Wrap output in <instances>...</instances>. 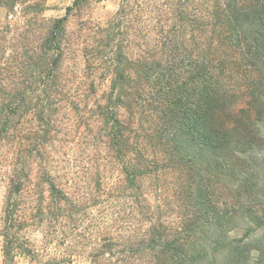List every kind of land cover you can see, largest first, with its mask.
I'll use <instances>...</instances> for the list:
<instances>
[{
    "label": "trees",
    "instance_id": "trees-1",
    "mask_svg": "<svg viewBox=\"0 0 264 264\" xmlns=\"http://www.w3.org/2000/svg\"><path fill=\"white\" fill-rule=\"evenodd\" d=\"M47 1L0 0V152L11 169L1 264H264V0H121L106 23L81 18L92 0L60 18L44 16ZM73 44L89 84L65 72ZM80 125L119 164L114 188L59 174L53 153ZM170 173L192 178L176 222L142 185ZM222 179L226 210L212 190ZM124 190L136 201L121 211Z\"/></svg>",
    "mask_w": 264,
    "mask_h": 264
},
{
    "label": "rangeland",
    "instance_id": "rangeland-1",
    "mask_svg": "<svg viewBox=\"0 0 264 264\" xmlns=\"http://www.w3.org/2000/svg\"><path fill=\"white\" fill-rule=\"evenodd\" d=\"M72 2L73 0H48L46 3L48 10L44 12V16L46 18L63 17L66 14V8L70 6ZM120 2L121 0H92L91 4L85 8L84 15L81 16V18L89 19L96 23H106L116 14ZM6 15L7 11L5 8L0 7L1 22L5 21ZM68 26L70 31H78L80 28L79 17L71 18ZM83 68V60L79 44H73L71 49H69L65 72L68 77L74 78L75 81L80 78L89 84V77L84 75ZM79 90L83 91L81 87ZM102 90L103 89L98 86L97 94H102ZM86 93L92 98V100H94L95 93L92 92V89L90 92L88 91ZM261 94L263 95L264 100V89ZM241 104L243 105L244 102H240L239 106H242ZM262 110H264V107ZM91 121L93 120L91 119ZM92 123L94 125V122ZM259 126L264 131L263 116L260 119ZM76 128H79V130L75 129V132L68 134L63 138V140H67L66 142L63 141L65 142L63 145L64 148L61 149L59 153H53L56 159L64 161L62 164L59 163V174H67L70 178H76V180H78L77 182L85 187L89 186V176L95 177L102 175L104 182L108 184V188H114L122 177L118 171L119 164L109 156V151L101 146L99 141L94 139L93 132L86 130L83 125ZM80 135L81 141H78ZM261 141L259 156L262 163V173L259 175L258 187L263 192L262 194L264 196V139H261ZM63 142H60L57 146H61ZM6 155L7 152L4 150L0 152V264L3 260L1 232L4 227V212L11 177V169L6 162ZM106 166H108V168H106ZM188 182H192V178L187 173H170L167 175L161 174L159 179H155L154 177L147 179L142 182V185L145 197L155 210L160 213L157 205L161 204L159 206H162V212L165 217L167 216L169 220L176 222L190 201ZM212 190L215 192V199H218L221 202L222 208L226 210V208L231 207L233 197L232 184L227 185L226 180L222 179L214 182ZM134 195H136L134 190H124V195L122 197L117 196L114 198V202L122 204L120 210L123 211L127 203L136 201L135 198L132 197ZM143 225L145 227L147 223L143 221ZM41 232V230L40 232H32V236L40 240ZM242 235L243 231L241 229H236L230 233V237L234 239L241 238ZM253 256L257 258L258 252L254 251Z\"/></svg>",
    "mask_w": 264,
    "mask_h": 264
}]
</instances>
